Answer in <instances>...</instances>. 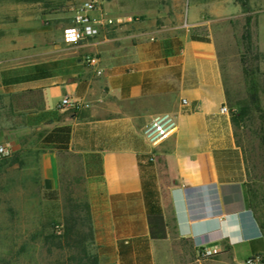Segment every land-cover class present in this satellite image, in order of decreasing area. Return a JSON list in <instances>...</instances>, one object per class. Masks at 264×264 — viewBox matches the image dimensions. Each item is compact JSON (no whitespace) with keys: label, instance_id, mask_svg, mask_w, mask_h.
Here are the masks:
<instances>
[{"label":"crops","instance_id":"crops-1","mask_svg":"<svg viewBox=\"0 0 264 264\" xmlns=\"http://www.w3.org/2000/svg\"><path fill=\"white\" fill-rule=\"evenodd\" d=\"M14 1L21 8L39 3ZM96 1V37L70 51L48 48L42 61L33 43L0 60V113L11 122L0 127V143L13 151L0 163V179L27 172L28 185L56 181L60 158L78 155L105 206L128 209L133 231L102 247L103 255L115 258L108 264H119V240L138 236L150 238L156 264L139 166L141 156L153 153L168 235L170 218L195 252L211 248L228 264L263 257L264 119L231 113L210 21L202 13L216 2ZM202 30L208 34H198ZM29 33L34 42V29ZM192 34L210 42L192 40ZM65 96L73 107L59 108ZM224 105L228 114L221 113ZM163 113L175 117L177 131L152 149L142 131Z\"/></svg>","mask_w":264,"mask_h":264},{"label":"rangeland","instance_id":"rangeland-1","mask_svg":"<svg viewBox=\"0 0 264 264\" xmlns=\"http://www.w3.org/2000/svg\"><path fill=\"white\" fill-rule=\"evenodd\" d=\"M210 1L216 2L215 9L202 13L210 21L231 113L239 119L244 108L264 119V0ZM76 2L39 0L21 8L14 0H0V60L18 55L20 49H31L33 44L39 47L41 61L46 58L42 53L53 46L70 51L74 46L64 42L63 31L70 24ZM24 18L29 21L21 23ZM248 22L251 40L247 43L244 35ZM29 29H34V42ZM198 34L208 33L202 30ZM254 96L259 110L251 103ZM5 115L0 113V127L11 123ZM82 165L78 155H67L60 158L56 181L42 178L28 185L27 172L6 173L0 179V264H78L82 256L79 242L75 237L65 238L63 232L66 220L71 222L73 217L80 219L77 239L84 243L89 257H97L99 264L114 261L113 254L103 255L102 247L119 235L131 234L128 209L110 211L104 198L89 185ZM14 182L20 185H12ZM52 190L58 191V199H44L43 193ZM167 221L169 235L153 239L156 264H228L218 255L204 257L201 251L195 252L190 242L174 232L172 219Z\"/></svg>","mask_w":264,"mask_h":264},{"label":"trees","instance_id":"trees-1","mask_svg":"<svg viewBox=\"0 0 264 264\" xmlns=\"http://www.w3.org/2000/svg\"><path fill=\"white\" fill-rule=\"evenodd\" d=\"M250 37V27L248 22L245 29L244 40L248 43L251 40ZM191 38L195 41L210 42V39L208 37L198 36L196 34H192ZM245 72L248 73V70L245 69ZM253 98L254 99L251 103L257 110H259L260 108L257 104L258 99L256 96H254ZM249 113L250 111L248 109H241V116L250 115ZM143 159L146 162H143ZM153 164L154 163L152 161L148 160L147 155L141 156L139 159L143 200L148 217L150 237L152 239H165L167 237V225L163 216L159 192L155 182ZM43 198L48 200H56L58 199V191L52 190L47 193L45 192L43 193ZM87 221L89 223L91 222L90 212L88 213ZM80 224V219L76 217H73L71 222L69 220H66L65 226L63 228L64 236L65 238L69 239H73L75 237L77 242H79L82 256L80 257L78 264H99L97 257L91 259V257H89L87 253V248L84 246V243L80 242V240L77 239L78 234L76 233V228L80 226ZM117 249L119 264H153L150 248V238L148 236H138L131 239H121L117 243Z\"/></svg>","mask_w":264,"mask_h":264},{"label":"built area","instance_id":"built-area-1","mask_svg":"<svg viewBox=\"0 0 264 264\" xmlns=\"http://www.w3.org/2000/svg\"><path fill=\"white\" fill-rule=\"evenodd\" d=\"M100 8L96 0H82L72 9V17L70 24L64 28L63 40L68 45H78L83 41L94 38L99 34V24L92 17V13ZM109 20L108 23H112ZM185 107L190 104L186 99L182 100ZM73 107L72 100L65 96L59 103V108ZM221 113L228 114L229 108L224 105ZM177 131V122L175 117L170 113L154 115L144 127L142 134L145 141L152 149H156L160 144L173 136ZM13 155L12 149L7 145L0 143V163L10 159ZM148 160L154 161L153 153L149 154ZM215 200H217V191L211 188ZM214 250L211 248L201 252L204 257L212 256ZM245 264H264L263 257L256 255L248 259Z\"/></svg>","mask_w":264,"mask_h":264}]
</instances>
